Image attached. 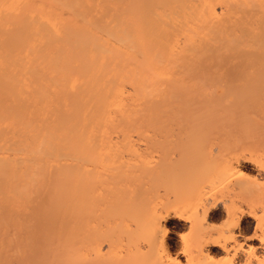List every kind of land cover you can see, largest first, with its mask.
I'll return each instance as SVG.
<instances>
[{"label":"rangeland","instance_id":"1","mask_svg":"<svg viewBox=\"0 0 264 264\" xmlns=\"http://www.w3.org/2000/svg\"><path fill=\"white\" fill-rule=\"evenodd\" d=\"M142 1L143 0H121L117 2V0H109L107 2H109L111 6L108 5V8L103 9H106V11L108 9V16L121 13L120 15H122V18L124 17L122 20L125 23H123L124 25H127L129 22V24H133L141 10L139 5ZM241 1L236 0L235 3L233 2V5H240L239 7H242L244 11H251L252 14L249 16H247L248 14H240L237 16L231 14L230 17L229 12H226V14L222 13L223 15L218 13L216 18L219 20H214L215 23L213 22L211 25V29L213 30L211 31H215L214 33L218 34L217 40L214 42L215 45L212 44L213 42H208L210 43L209 46L213 45L214 53L213 50H211L212 47L210 46L209 48L211 49H209L207 42L205 44V41L210 40L211 31L206 32V34L209 35L202 33L201 35L200 33L193 34L191 39L192 42L190 43L191 48L189 50L183 49L184 42H182V38L184 40V35L182 36L180 34L182 37L180 40H177V37H173L174 39L176 38L180 44L178 46L176 44L177 42L174 41L178 48H175V56L172 62L170 61L171 63H169L171 66H168L166 79H162V82L155 80V82H159L158 85L161 83L159 86L154 81H150V83L144 86L145 89H143V92L146 88L150 87L149 90L153 95L151 92L149 93L148 90L146 92L148 95L145 96L141 94L142 90L140 92V90L134 88V83H129L128 80H125L126 84L124 85L123 82L121 83L124 90V94L122 93V98L119 101L121 110L119 114L115 109L111 111L112 114H110V117L104 124L106 127L104 125L102 127V131L105 134H103L102 140L100 141V143L106 145V147L111 144V149L109 148V150L115 151H111V157L114 156L111 160H114L116 156L115 148L120 150V153L117 151L116 161L112 164H120L119 169L121 170H83V172L85 171L84 175L85 173L87 175L90 171L91 173H88V177H90L92 181L95 180L92 183L89 181L90 184L88 183L85 189L82 187L83 185L79 186V183H74V177H72V172H69V170H37L38 173L40 171V175L38 176L40 179L37 177V179L34 178V181L29 177L31 174L29 170L5 172L3 178L6 179L2 178L3 181L1 179L2 175L0 176V184H2L0 185V264H161V262L166 261V259L162 258L163 261L160 260L150 243H146L147 239L144 236L142 227L148 215L156 213V216H164V212H169L173 209H178L183 216L179 218L170 214L171 217L169 216L165 220L164 225L167 228V234L164 237V246L168 252V258L172 260L175 259V261L171 262L167 259L168 262L166 261L162 264H184V250H186V253L191 251L193 249L191 247L196 245L194 241L198 236V229L193 227L192 222L193 224L197 223L194 221H199L198 218L201 217L200 221L202 222L203 228L206 225V228H208V224L209 227L223 226L222 224L226 223V221L223 223L226 218L225 208L232 199L235 204L243 205L242 209L245 214L243 213L240 218L241 228H239L243 237H251V235L255 233L253 237H257L259 240L261 239L264 241V231L261 233L262 235H260L259 228L257 229L256 226L257 221H260L261 225L264 226V58L262 55L263 52L257 50L251 51L249 47L246 46L247 43L253 39L254 42L257 41L255 44L258 43V45L262 43L261 41H264V29L258 27L259 24L257 22L258 18H264V0H256V2L252 0L247 2ZM83 2H88L89 4L100 2L99 4L101 5V1L99 0H83ZM117 4L119 5L117 6ZM100 5L92 11H95L96 17H105L108 19L109 17L104 15L106 11L101 12L104 10ZM218 5L220 4H217V6ZM221 6L222 5L216 8L217 12L219 11V7L222 11ZM222 12H224V10ZM91 15L93 16V14ZM219 16L223 19V22ZM222 16L224 18L226 17V21ZM125 21L128 23L126 24ZM254 23L256 24L254 25ZM221 24H223V26ZM229 24L231 26H229ZM251 28L253 30H249ZM257 29H261L262 32H260L262 34H260V32L258 33ZM230 30L233 32H230ZM246 33H254L255 35L250 34L248 36ZM227 34H233L232 36L236 38L235 41L239 42L237 44L238 46L235 48L236 50H233L234 52L226 48L230 41ZM180 35L178 37H180ZM196 35H200V38L203 36V40L201 38V41L204 44L199 40V36L196 38ZM258 35L259 37L261 35L263 36L259 38ZM257 38H259L260 42ZM245 39L248 42H246ZM203 47L209 50L204 51L205 48ZM202 52L203 56L201 54ZM259 53L261 54L259 55ZM182 61L183 63L181 64ZM195 65L196 67H194ZM175 66L183 67H180L181 70ZM184 67L185 69L183 71ZM71 69L70 71H72L73 74L71 73L70 76H74L75 72ZM180 71L183 72L181 73ZM184 74H186V77ZM61 75L66 76L63 74ZM77 77L81 83H83L82 79L84 82L86 80L85 76L81 73H78ZM79 82L77 81V86L82 85L81 83L79 84ZM153 82L155 84H153ZM24 84H26L24 85L25 87L28 84V89L31 88L28 81ZM177 84H181V86ZM155 85H157L158 89ZM199 85L200 87H198ZM77 86H75L76 89H74L73 87H69L67 83L65 84L64 80H61L57 84L58 88L55 86L50 89L51 91H48V96H50H47V98L49 99H44V102H41L42 104L29 103V109L25 113L21 123L17 125L15 121L12 122V120H8L4 124H0L1 128H6V139H16L17 134L14 132L20 129L18 128L22 126H20V124L28 123L30 127L35 130L38 129L40 125L43 126L41 129H45L46 131L44 132L52 133L56 139H54L55 141H61L62 144L65 145V128L63 124L68 121L67 119L70 121L75 120L79 112L82 114V112L86 110V105L88 103L86 102L88 100L86 99L88 98L87 94L81 91L83 87L79 86V88ZM186 86L187 88L185 90L184 88ZM180 87H182V89ZM64 88H66V90H64ZM179 88L181 90H179ZM191 89H193L194 92ZM205 89L207 91V93L205 92L206 94L202 92V90L205 91ZM190 91H192V93ZM80 92L82 93L80 94ZM63 94H65L66 98H64L65 96ZM214 96H216V98ZM200 97L201 99H199ZM63 98L65 100H62ZM150 98L153 99L151 100ZM79 100L80 102H78ZM76 101L82 107L78 104H74L77 103ZM206 101L208 102L206 103ZM75 105L77 107H75ZM35 106L37 107L33 108ZM122 106L124 107L123 109ZM125 106L127 107L125 108ZM81 108L82 110H80ZM78 109L80 111H78ZM67 111H69V115L70 113L72 114L71 118ZM113 111L115 112L113 113ZM73 112L76 113V116ZM116 122L118 125L115 124ZM41 129L39 131H41ZM125 130L127 131L125 132ZM120 131L123 135L120 134ZM192 133L194 135H192L191 138L190 136ZM124 134H128L129 136ZM109 135L112 136L109 138ZM197 137L199 139L202 137L200 140H203V142L205 140L208 141L203 143ZM108 140H110L109 143L107 142ZM117 143L119 145H117ZM128 145L138 148L130 146L131 148L129 149ZM123 148L124 150H122ZM224 148H226V151L230 150L231 153L225 152ZM220 149L224 151L226 155L233 154L234 152L236 154H243L245 157L251 156L256 159V164L261 170H256L254 166L249 164H243L241 167L239 166V168H242L240 171L245 175V178H243L244 180H242V178L238 180L236 179L237 177L234 176L236 180L229 179L228 184H226L227 181L224 183H215L214 181H218L219 178L215 177L214 180L213 177L210 183L213 182L218 188H216V185L212 186V183H208L209 185H207V187L211 188V196L208 192L210 189H207V187L204 191L207 190L206 192L208 193L205 192L204 195L201 193L203 197L206 196V194L208 197H211H209V199L207 198L209 202L208 207L211 206V209L207 206L205 208L210 210H208L209 213L207 211L206 216L202 218V213L198 212L195 215H201L194 217L192 214L190 215V219L186 220L184 218V216H186L184 214L185 209L178 204L176 198L177 196L178 199L182 198L187 192L189 193L192 184L196 181L195 177L197 173L195 175L194 170H184V167L187 166L186 163L188 160L191 159V157L193 158V155L197 154L196 152L202 151L203 153L205 151L210 152L209 154L216 155L212 152L215 151L217 153L216 150L220 152ZM113 152L115 155L112 154ZM254 155H256L257 158ZM214 158H212V160ZM206 160L205 158V162H209L211 159ZM141 162L143 164H141ZM123 166L127 167L125 168ZM142 168L145 169L143 170ZM77 171L80 173L82 172V170ZM14 172L16 173L15 175ZM81 175L83 176V173ZM12 176H16V180L14 177L12 179ZM58 176H63V178ZM65 176L68 177V180ZM54 177L57 180L54 179ZM27 178H29V180ZM193 178L194 182L192 183ZM231 178L233 179V177ZM248 179L254 180L248 181ZM31 180L33 183H30ZM58 180L61 182V186ZM220 181H222V179ZM54 182H57L56 185L59 184L57 188L61 187L60 190H57V188L55 189L56 186H53V184H55ZM234 182H238L237 185L247 182L249 184L251 183L252 186L255 182L253 187V189H255L242 195L237 192L238 186ZM18 183H21V186ZM31 184L32 187H26ZM210 185L216 190L213 191ZM29 187H31V189ZM87 187L89 188L87 192L89 193L88 195L85 193L88 190ZM26 188L27 191L25 192L24 190ZM256 188L258 191H255L257 190ZM20 189L24 192L20 193ZM55 190L56 193L54 192ZM77 190L79 192H77ZM13 191H15L16 194L19 193V195L17 196ZM60 191L64 195L61 194ZM70 191L71 194L69 193ZM28 194L30 195L27 196ZM10 195L14 197V199ZM87 197L90 199L88 200ZM56 202L58 204H56ZM58 205H60L61 208L60 206L58 207ZM193 217H197L196 219L198 220H193ZM202 219H204V221H202ZM199 223L200 222L197 224L199 225ZM262 229H264V227H262ZM187 244L192 246H188ZM248 245L253 247L257 255L264 258V252L257 248V246H259L257 241H252L248 243ZM184 247L187 248L185 249ZM95 248L97 252L94 250ZM211 251L216 263L223 264V262H225L226 257L217 248H211Z\"/></svg>","mask_w":264,"mask_h":264},{"label":"bare ground","instance_id":"2","mask_svg":"<svg viewBox=\"0 0 264 264\" xmlns=\"http://www.w3.org/2000/svg\"><path fill=\"white\" fill-rule=\"evenodd\" d=\"M99 1H101V5L99 4L100 2H97V3L94 2L95 4H89L88 2H83V0L82 1L81 0H0V124L2 123L4 124L8 120H12V122L15 121L17 125L21 123V120L24 118L25 113L29 109V103L42 104L44 102L43 100L46 99L48 96V91L55 86L57 87L58 82L61 80H64L65 84L67 83L69 87H73L74 89H76L75 86L78 85L77 81L79 82V79L77 77L78 73H81L86 78L85 82L83 81V79H82L83 83H81V81L79 82V84L80 83L82 84L79 86L83 87L82 90L81 89L80 90L84 91V93H86L88 96V98H86L88 99L86 101L88 102L86 105L87 106L86 110H84L82 114L79 112L78 116H76V113L73 112V114H75L76 116V119L75 117H74L75 120L71 119L73 121H70L69 119H67L68 121L63 124L65 128V133H64L65 140H66L64 141L65 145L62 144L61 141H60L61 143L59 141L58 142L55 141L56 139L52 133L44 132L46 130L41 129L43 127L41 125L36 130L31 128L30 124L28 123L20 124V126L22 125L21 127H18L16 125L18 128H20L19 130L14 132L17 134L16 139H6L5 137V135H7L6 128L0 127V176L2 175L1 179L3 178L4 176L3 174H5V172L7 173L10 171H16V170H29V173H31L29 177L30 179H33V181L35 180L34 178L37 179V177L40 175V171L38 173L37 170H69V172H72V177H74L73 178L74 183H79L78 184L79 186L83 185L82 187H84L85 189L89 181H91V183L95 181V180L92 181V179L90 180V177H88V173L91 170L94 171V170L119 169L120 164L118 165V163L116 162L117 163L116 165H118L116 166L115 164H112V163H115L114 161H116L117 153L120 150H117V148H115L116 156L114 160H111V158L114 157V156L111 157V151H114V150H111V151L109 150L111 144L110 146L108 145L109 147L107 146L108 147L107 148L106 145H103L102 143H100V141L102 140L103 134H105L102 131L103 130L102 127L105 124L106 120L110 117V114H112L111 111L115 109V111L119 114V111L121 110L120 109L121 106L119 107V101L122 98L121 96L122 93L124 92L122 86L126 84L125 80H128L129 83L133 82L135 85L134 88L140 90V92L142 90L143 92V89H145L144 86L150 83V81L155 82V80L156 81L159 80V82H162V79L164 78L166 79L168 68L171 66V64L169 63L172 62V59L175 56V48H178L176 47V44L178 46L180 44V42L177 40L178 39L180 40L182 38L181 35L182 36L184 35L183 36L184 40L182 38V42H184L183 49L189 50L191 48L190 43L192 42L191 39L193 37V34L195 35L196 33H200L201 35L202 33L205 35H209V34H206V32L212 30L211 25L214 22V20H217V21L219 20L216 18L218 16V13L220 15H223L222 13L226 14V12H229L230 17H231V14L234 16H237L240 14H243V15L248 14L247 16H249L252 14L251 11H244L242 7H239L240 5L239 6L233 5V2L235 3L236 0H143L141 4L139 5L141 10L135 22L133 24H129L130 22L128 23L125 21L126 24L127 23L128 24L124 25L125 23L124 21H122L124 17L122 18V15H120L121 13L115 14L112 16L110 15L111 16L110 17L108 16V9L107 11L106 9H103V8H108L109 2L107 1L109 0H99ZM118 1H121V0H117V2ZM242 1L247 2L249 0H246V1L242 0ZM252 1L256 2V0H252ZM217 4L222 5L221 6L222 11L224 10V12L221 11L220 7H219V11L217 12L216 8L220 6V5L217 6ZM99 5L102 6V9L104 10L101 12L106 11L107 15L104 13L103 14L106 17H109L108 19L105 17H103L105 18L103 19V18L95 16V13H94L95 11L93 12L92 10L99 7ZM118 5L119 4H117V6ZM91 14H93V16ZM219 18L221 17L219 16ZM224 19L226 21V17ZM257 20L259 24L258 27L264 29V18L262 19L258 18ZM222 22H223V19H222ZM255 24L256 23H254V25ZM221 25L223 26V24ZM229 26L231 25L229 24ZM231 30H234V29H231ZM231 30L230 32H233ZM249 30H253V29L251 28ZM212 31L210 35V40L205 41V44L206 42L208 44V48L211 46V45L209 46L210 43L208 42H213L212 44L215 45L214 42H216L217 40L216 38L218 34L214 33L215 31L214 32ZM260 31L261 29L258 30V33ZM249 32H252V31H249ZM261 32L260 34H262ZM246 34L249 36L251 33L250 34L246 33ZM253 34L254 33H252L251 35ZM179 35L180 37H178ZM200 35H196V38L199 36V40L201 41V38L203 36L200 38ZM232 35L230 34L228 35L230 41L228 42L226 48L228 50L233 51L238 46L237 44L239 42H236L235 41L236 38H234ZM261 36L259 37L258 35L259 38H261ZM173 37H177V40L176 38L174 39ZM250 37H254V36H250ZM256 37H257V34H256ZM259 38L257 39L260 42ZM253 40L248 42L245 39V41L248 42L246 46L249 47L251 51L257 50V51L263 52L262 55L264 58V41H261L262 43L258 45V43L255 44V42L257 41L254 42ZM174 41H176L177 43L175 44ZM213 45L211 46L212 49L211 48L209 49L213 50V53H214ZM247 47H244V48H247ZM209 49L205 48L204 51L209 50ZM203 52L201 53L202 56H203ZM260 54L261 53H259V55ZM182 63L183 61L181 62V64ZM180 67H183V66H180ZM180 67H177V68L181 69ZM194 67H196V65ZM71 68L75 72L74 76L73 75L70 76L72 73V71H70ZM184 69L185 67L183 68V71ZM183 71H180V72L182 73ZM61 74L66 75V76H62ZM184 76L186 77V74H184ZM27 81L30 84L29 86H31L30 89H28L27 87L28 84L26 86L27 88L24 86L26 85L24 83H26ZM122 82H123V85L121 86ZM154 82L153 84L157 83V82L155 83ZM157 85H155V87H157ZM179 85L181 86V84ZM120 86L122 89L120 88ZM198 87H200V85ZM149 88H146V90L143 93L141 92V94L145 96L148 95V93L146 94L147 90L149 91V93L151 92ZM180 88L182 89V87ZM180 88L179 90H181ZM186 88L187 86L184 89L186 90ZM64 90H66V88H64ZM190 92L192 93V91ZM202 92H204V94L207 93L206 89L205 91L202 90ZM212 92H215V91H212ZM81 93L82 92H80V94ZM65 94L63 95L65 96ZM214 97L216 98V96ZM64 98H66V96ZM64 98L62 100H65ZM150 99L152 100L153 98H150ZM199 99H201V97ZM80 100L78 102H80ZM78 102L74 104L79 105ZM207 102L208 101H206V103ZM76 105L75 107H77ZM73 106L71 107L75 108ZM79 106L82 107L81 105ZM36 107L37 106L33 108H36ZM126 107L127 106H125V108ZM142 107L141 109L143 110ZM123 108L124 107L122 106V109ZM80 110H82V108ZM80 110L78 109V111ZM115 111H113V113ZM67 112L69 115V111ZM71 115L72 114L70 113L69 115L70 118H71ZM117 122L115 123L116 125H118ZM40 129L41 131H39ZM126 131L127 130H125V132ZM55 132H58V131H55ZM120 134H122V132ZM112 135H109V138ZM124 135H128V134H124ZM192 135L194 134L193 133L191 134L190 136L191 138H192ZM62 139L64 140L63 137ZM203 139H206V138H203ZM200 141L203 142V140H200ZM107 142L109 143L110 140H108ZM59 143L63 146H61ZM117 145L119 144L117 143ZM130 146H129V149L131 148ZM115 147H116V144H115ZM133 148H138V147H133ZM224 149H225L224 150L225 152L231 153L230 150L226 151V148ZM122 150H124V148ZM216 151L217 153L215 151L212 152V153H215L216 155L209 154L210 152L204 151L205 153L204 152L202 153V151H198L196 152L197 153L196 155H193V158L191 157V159L188 160V162L186 163L187 166L184 167V170H194L195 175L197 173L196 177L199 176L197 177L198 178L197 179L194 175L196 181L194 182V178H193L192 183L193 182L194 183L192 184L191 190L190 191L188 190L189 193L187 192V194H185L184 197L182 198L178 199V196L176 198V201L178 202V204H180L182 208L185 209L184 214L186 216H184V218L186 220L190 219V215L192 214H193L192 216L194 217L195 216L198 217V215H201V214L195 215L198 212L202 213V218H203L204 216H206V213L209 210L208 208L211 209V206L208 207V203H209L208 199L211 196V192H210L211 188H208L207 185L211 183H212V186L216 185V184H213V182L210 183L211 179L213 180V177H214V180H215V177L219 178L218 181H214L215 183L216 182L224 183L225 181H227L226 184H228L229 179L240 180L239 178H242V180H244L243 178H245V175L243 172L240 171L242 168L241 169L239 168V166L241 167V165L243 164L245 165L249 164L251 166H254L256 170H261L260 167H258L256 164V159L252 158L251 156L245 157L243 156V154L242 155L238 153L236 154L233 151H232L233 154L226 155V153L222 151L221 149L219 150L220 152H218V150ZM114 152L112 154H114ZM254 156L256 157V155ZM205 158L207 160H210V159L211 160L209 162L206 160L207 162H205ZM212 158L214 159L212 160ZM141 164L143 163L141 162ZM140 165L139 167L141 168ZM142 169L144 170L145 168H142ZM71 170H73L74 172L77 170H82V172L80 173L79 171H77L74 173ZM83 170H87V171L90 170V171L87 173V175L85 173L86 175L85 176L84 175L85 171L83 172ZM82 173H83V176L81 175ZM15 174L16 173L14 172V175ZM21 174H24V173H21ZM68 175H71V174H68ZM16 176L15 177L12 176V179L14 177V179L16 180ZM99 176H98V179H99ZM234 176L237 178L234 179L235 178ZM58 177L63 178V176H58ZM231 177H233V179ZM3 179H6V178H3ZM27 179L29 180V178ZM54 179L56 178L54 177ZM221 179L222 181H220ZM67 180H68V177H67ZM249 180L252 181L254 179L252 180L248 179V181ZM14 182H17V181H14ZM58 182L61 186V182L59 180ZM30 183H33L32 180ZM54 183L55 184H53V186L54 187L56 186L55 189L57 188V186L59 187V184L56 185L57 182H54ZM234 183H236L237 185L238 182H234ZM254 183H253V186L251 183L250 185L247 182L244 184L237 185L238 186L237 192H239V194L244 195V194H247L249 191L250 192L253 191L255 189V188L253 189ZM18 184L20 185L21 183H18ZM28 186L32 187V184L27 185L26 187L28 188ZM31 187L29 188L31 189ZM206 187L207 189H210L208 190L210 194L209 197L207 196V194L204 197L201 195V193L204 195V193L207 191V190L204 191ZM27 188L24 190L25 192L27 191ZM60 188H57V190L58 189L60 190ZM89 188L87 191L84 190L86 191L85 193L89 191ZM212 188H213L212 189L213 191L216 190L214 187ZM216 188H218V186ZM24 191L21 190L20 193H23ZM255 191H258V189ZM54 192L56 193V190ZM77 192L79 191L77 190ZM69 193L71 194V191ZM73 194H74V191H73ZM88 194L89 193H87L86 195ZM16 195L18 196L19 193H17ZM29 195L30 194H28L27 196ZM12 198L14 199V197ZM87 198L88 200L90 199L89 197ZM231 201H229L230 202L229 205L225 208L226 218L223 223H225V221L226 223L222 224L223 226H220V227L210 226L209 227V224H208V228H206L207 225L204 226L203 228L202 222L200 221L201 217L198 218L199 221H194L197 223L200 222L199 223L200 226L197 223L193 224L192 222L193 227H196L198 229L197 230L198 236L196 237L194 241V243H196L194 247L192 245L187 244L188 246H192L191 248L193 249L187 253H186V250H184L185 252L183 251L184 252L183 254L184 264H218L214 261L211 248H217L226 257L225 262H223V264H264V258H262L260 255H257L253 247L248 245V243L252 241H257L259 245L257 246V248L264 252V241L261 239L259 240L257 237H253L255 236V233L251 235V237H247V238L243 237L242 232L239 229L241 228L240 218L242 217L243 213L245 214L244 210L242 209L243 205L237 204V203L235 204L233 199ZM8 203L11 204L10 202ZM56 204L58 203L56 202ZM59 206L60 205H58V207ZM206 206L208 207L207 209H205ZM215 206H216V203H215ZM155 214L156 213L148 215L145 222L143 223V227H142L143 233H144L145 238L148 241V242L146 241V243H150L151 247H153L152 249H154V252H156L160 260H162V258H165L166 261L168 259L169 261L174 262L175 259L172 260L171 258L170 259L168 258L169 257L167 254L168 252L166 251V247L164 246V239H165L164 237L167 234V228L164 225L165 224L164 222L170 216V214H172V216H176L179 218H181L183 215L180 214L178 209H173L172 211L164 212V216H160V215L156 216ZM254 217H255V214H254ZM196 218H194L193 220H198ZM202 221H204V219H202ZM256 226H257V229L259 228L260 235H262L261 233L264 231L262 227L264 226L261 225L260 221L256 222ZM94 250L96 251L97 249L95 248ZM166 261L161 262V264L165 263Z\"/></svg>","mask_w":264,"mask_h":264}]
</instances>
